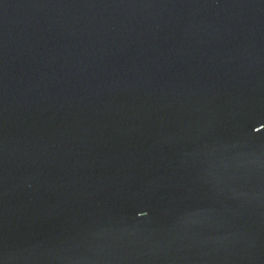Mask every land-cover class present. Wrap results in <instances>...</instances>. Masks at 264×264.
Wrapping results in <instances>:
<instances>
[{"label": "water", "instance_id": "obj_1", "mask_svg": "<svg viewBox=\"0 0 264 264\" xmlns=\"http://www.w3.org/2000/svg\"><path fill=\"white\" fill-rule=\"evenodd\" d=\"M0 264H264V0H0Z\"/></svg>", "mask_w": 264, "mask_h": 264}]
</instances>
